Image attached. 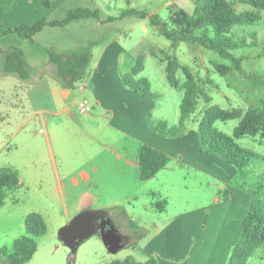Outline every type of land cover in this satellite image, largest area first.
Segmentation results:
<instances>
[{
  "label": "rangeland",
  "instance_id": "obj_1",
  "mask_svg": "<svg viewBox=\"0 0 264 264\" xmlns=\"http://www.w3.org/2000/svg\"><path fill=\"white\" fill-rule=\"evenodd\" d=\"M9 2L10 0H5L6 7L0 11V30L20 24L30 25L43 19L60 21L69 11L77 8L98 9L100 15L106 18L118 17L122 10L134 9L147 14H156L163 21L168 22L171 5H176L188 15H192L197 3L196 0H66L43 16L37 14L38 19L35 18L37 20L34 21L32 15L37 12L34 8L27 9L26 0H16V3H11L10 6ZM46 6L47 3L44 7ZM13 8H17L16 12ZM234 8L238 13L257 14L259 20L235 25L230 29L228 36L234 42L243 43L245 46L231 52L235 57L242 59L241 71L231 68L225 76L216 73L213 64L231 67L229 61L198 45L187 43L174 45L162 37L157 28L151 27L147 20L133 16L109 22L103 27L97 26L96 19L75 21L67 25L68 27H45L46 29L36 34L32 41L21 39L17 35H9L0 46V66L10 45L14 44L40 46L44 51L49 50L61 56L86 50L99 54L104 46H112L114 52L118 50L114 55L118 64L126 56V58L129 56L143 58V70L135 79H147L151 91L155 94L154 108L149 114L150 121L155 124L162 120L168 122L167 126L170 127L178 119L183 92L168 84L164 70L167 62L176 58L181 67L189 68L203 84L205 92L212 98L210 105H217L221 109L238 108L245 112L257 107L264 100V11L254 10L239 0L234 1ZM120 65L122 66L121 63ZM176 77L180 82L184 81L181 69L176 73ZM29 79V82H24L16 74L0 73V169L16 170L22 183L18 190L7 193L5 203L0 207V248H10L15 239L26 235L24 219L27 214L43 211L47 232L44 236L34 239L37 250L27 264H111L114 261L124 260L144 264L147 258L141 251H133L131 246L120 249L116 254L109 253L98 234L84 242L74 255L59 240V229L80 212L65 222V206L68 203L62 198L59 199L55 193L57 183L53 176L50 154L55 157L63 184L67 181L65 170L68 168L72 170L75 167L76 158L89 156L88 150H85L79 142V139L88 133L83 119L79 117L75 121L59 113L63 107L71 104H73L71 112L77 113L79 103L84 100L93 105V107L89 106L95 118H98L99 110L94 102L92 103L88 71L76 86L69 87L71 94L66 100L60 98L59 91L65 84L61 77L59 78L56 65L42 67L30 74ZM52 91L56 93L53 99L50 98ZM62 95L66 97L67 94L63 91ZM206 107L207 104L201 99L196 112L186 123L185 131L189 129L192 130V135L196 133L198 121ZM40 111L45 113L41 115ZM238 122V120L216 121L214 127L232 136ZM236 143L264 156V140L258 136L243 137L236 140ZM214 158L224 163L221 159ZM213 169L216 173L217 170L213 166L209 171L213 172ZM233 170L235 173L227 181L226 186L243 194L248 203V194L235 185L242 182L250 185L254 183L255 178L253 175L241 178L234 168ZM217 177L215 174L207 178L202 173L185 168L177 174H171L169 180L170 183L175 184L174 190L186 189L183 192L184 196L191 201L190 204L176 201L178 195L173 193L169 205L167 204V217L190 206H193L192 208L201 205L213 206V196L224 187ZM158 186L156 181L152 183V187ZM160 191L165 193L166 190ZM163 200L166 199L162 198L161 201ZM148 201H152V198L146 197L135 205V214L138 217L155 220L154 225L148 224L144 236L153 233L155 227L162 224L154 213L144 212L142 205ZM153 201H157L154 206L156 207L160 199L153 198ZM112 217L115 226L124 234L130 231L128 219L118 213H113ZM135 238L137 236L132 235V240ZM260 250L258 249L257 253H254L256 255L251 256L250 262L258 259ZM1 258L0 256V261Z\"/></svg>",
  "mask_w": 264,
  "mask_h": 264
},
{
  "label": "crops",
  "instance_id": "obj_2",
  "mask_svg": "<svg viewBox=\"0 0 264 264\" xmlns=\"http://www.w3.org/2000/svg\"><path fill=\"white\" fill-rule=\"evenodd\" d=\"M15 1L10 0L8 5L15 4ZM65 1L26 0V3L27 9L36 10L37 13L32 15L35 21L39 16L37 14L43 16ZM4 3L5 0H0V11L5 9ZM46 3L47 6L44 7ZM106 19L100 15L97 26H105ZM33 24L35 23H30ZM9 35L0 39V46ZM10 46L22 50L25 62L31 70L30 74L52 64L47 51L40 46L16 44ZM117 51L114 52L112 46H104L99 54L89 50L90 61L86 74L88 71L92 103L94 102L99 110L98 118L93 116L92 110L88 114H80L79 110H77L78 114L71 112L73 104L63 107L59 113L75 121L81 117L86 124L85 129L88 130L79 142L85 150H88L89 156L77 157L74 161L75 167L72 170L70 168L65 170L67 178L65 184L61 182L55 157L50 154L53 176L57 183L55 193L59 199L62 198L68 203L65 206V222L78 212L102 210L106 212V216L118 232L129 238L124 247L131 246L133 251H141L147 260L155 259L156 264H226L240 238L242 221L248 210L246 197L226 186L235 171L218 159L200 153L196 133L192 135V130L187 129L184 135L178 138H163L148 129L145 118L146 114L152 112L154 100H146L124 87L120 77L129 73L136 57L126 58V56V59L120 60L118 64L117 58L114 59ZM30 79L21 80L29 82ZM61 80L65 86L60 89L59 94L60 98L66 100L71 94L69 87L73 88L77 82L69 86L68 79L61 78ZM63 91L66 92V97L62 95ZM55 97L56 93L52 91L50 98ZM83 102L93 107L89 101ZM44 113L40 111L41 115ZM178 120L179 116L174 125ZM143 145L156 149L169 159L167 165L148 181H141L139 178L138 155ZM212 166L216 168V173L214 169L213 172L209 171ZM183 168L202 173L207 178L216 174L224 187L213 196V206L201 205L196 208L190 206L167 217L168 202L173 193L178 195L176 201L186 204H190L191 201L184 196L183 192L186 189L175 191V184L170 183L169 180L171 174H177ZM154 181L159 185L157 188L152 187ZM19 184L21 187L20 178ZM162 189L166 190L165 193L160 191ZM146 197H151L152 201L142 205L144 212L154 213L162 224L155 227L153 233L144 236L148 224L154 225L155 220L138 217L135 214V205ZM153 198H159V202H164L166 205L159 203V207H154L157 201H153ZM162 198L166 200L161 201ZM42 212L37 213L45 221ZM113 213H118L129 220V232L124 234L115 226ZM131 222L137 229L131 227ZM132 235H136L137 238L132 240ZM260 251L257 260L250 262L252 259L250 257L246 264H264V247Z\"/></svg>",
  "mask_w": 264,
  "mask_h": 264
},
{
  "label": "trees",
  "instance_id": "obj_3",
  "mask_svg": "<svg viewBox=\"0 0 264 264\" xmlns=\"http://www.w3.org/2000/svg\"><path fill=\"white\" fill-rule=\"evenodd\" d=\"M234 1L238 0H196L192 15H188L176 5L169 7V20L163 21L156 14H147L134 9L122 10L118 17H108L106 23L122 20L127 17L146 19L151 27L157 28L160 35L172 44L187 43L198 45L215 52L221 59L229 61L230 66L213 64L216 73L225 76L231 68L241 71L242 59L235 57L231 52L245 44L234 42L229 36L230 29L235 25L253 23L259 20L254 13H238L234 8ZM254 10L264 11V0H239ZM82 19H100L98 9L77 8L67 13L60 21H46L45 19L34 25L20 24L8 29L0 30V39L9 34H16L21 39L32 41L33 37L45 27H66L70 23ZM49 61L56 65L59 77L68 79V85L83 80L86 68L90 61L88 50L66 56L47 51ZM181 69L184 81L180 82L176 73ZM143 70V58L137 57L129 73L122 74L124 87L133 91L146 100H154L155 94L151 91L147 79H135ZM165 75L168 84L183 92L179 105V120L176 125L167 126L165 121L159 120L155 124L150 121L149 113L146 122L149 129L160 137L173 138L184 135L186 123L196 112L199 101L207 104L198 121L196 140L200 153L212 155L224 161L237 171L241 178L253 175L254 183L246 182L235 186L248 194V210L242 221L240 238L233 247L226 264H246L247 260L258 249L264 247V156L249 151L236 143L243 137H256L264 140V100L255 108L243 111L238 108L221 109L217 105H210L212 98L205 92L194 74L187 67H181L176 58L169 60L165 66ZM16 74L20 79L30 77V68L27 66L22 50L10 47L4 55L0 66V73ZM238 120L233 135L228 136L214 127L216 121ZM168 157L149 146L143 145L139 150V178L141 181L152 179L163 169ZM259 170V172H258ZM20 187L19 175L11 168L0 169V207L7 198V193ZM164 205V202H159ZM158 206V205H157ZM160 206V204H159ZM158 206V207H159ZM134 229L136 225L131 222ZM24 226L26 235L15 239L11 247L0 248L2 257L0 264H27L35 254L37 247L35 238L44 236L47 225L43 217L35 212L25 216ZM111 264H141L131 260L114 261ZM144 264H156L150 258Z\"/></svg>",
  "mask_w": 264,
  "mask_h": 264
},
{
  "label": "water",
  "instance_id": "obj_4",
  "mask_svg": "<svg viewBox=\"0 0 264 264\" xmlns=\"http://www.w3.org/2000/svg\"><path fill=\"white\" fill-rule=\"evenodd\" d=\"M97 234L111 254H116L125 246L122 236L102 210L78 213L59 229L58 238L74 255L84 242Z\"/></svg>",
  "mask_w": 264,
  "mask_h": 264
},
{
  "label": "built area",
  "instance_id": "obj_5",
  "mask_svg": "<svg viewBox=\"0 0 264 264\" xmlns=\"http://www.w3.org/2000/svg\"><path fill=\"white\" fill-rule=\"evenodd\" d=\"M78 110L80 114H88L91 111V107L85 102H81L78 105Z\"/></svg>",
  "mask_w": 264,
  "mask_h": 264
},
{
  "label": "flooded vegetation",
  "instance_id": "obj_6",
  "mask_svg": "<svg viewBox=\"0 0 264 264\" xmlns=\"http://www.w3.org/2000/svg\"><path fill=\"white\" fill-rule=\"evenodd\" d=\"M121 236H122L123 242L126 243L127 242V238L125 236H123V235H121Z\"/></svg>",
  "mask_w": 264,
  "mask_h": 264
}]
</instances>
